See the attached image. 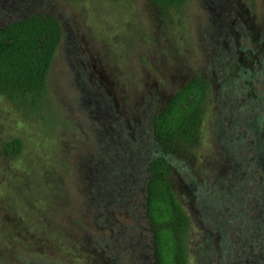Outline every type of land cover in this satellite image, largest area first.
I'll use <instances>...</instances> for the list:
<instances>
[{
  "label": "rangeland",
  "instance_id": "rangeland-1",
  "mask_svg": "<svg viewBox=\"0 0 264 264\" xmlns=\"http://www.w3.org/2000/svg\"><path fill=\"white\" fill-rule=\"evenodd\" d=\"M34 10L62 34L38 107L0 93V264H150V118L194 73L199 136L167 155L187 263L264 264V0H0V24Z\"/></svg>",
  "mask_w": 264,
  "mask_h": 264
},
{
  "label": "trees",
  "instance_id": "trees-1",
  "mask_svg": "<svg viewBox=\"0 0 264 264\" xmlns=\"http://www.w3.org/2000/svg\"><path fill=\"white\" fill-rule=\"evenodd\" d=\"M161 15L179 8L184 0H150ZM62 34L51 12L34 10L0 24V93L15 104L36 108L41 104L47 71ZM210 83L194 73L174 88L152 114L150 126L161 152L143 164L142 213L150 231V264H188V214L178 198L167 157L174 148L187 149L199 136ZM22 147L13 135L3 149L15 155ZM143 244V243H142Z\"/></svg>",
  "mask_w": 264,
  "mask_h": 264
}]
</instances>
